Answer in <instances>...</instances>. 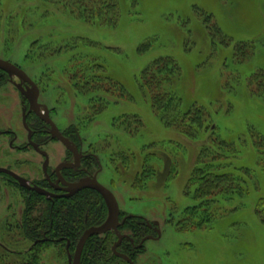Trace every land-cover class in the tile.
<instances>
[{
	"label": "rangeland",
	"instance_id": "rangeland-1",
	"mask_svg": "<svg viewBox=\"0 0 264 264\" xmlns=\"http://www.w3.org/2000/svg\"><path fill=\"white\" fill-rule=\"evenodd\" d=\"M112 2L0 0V58L42 80L53 119L99 158L98 179L123 214L160 223L138 264H264V0H115L113 10ZM161 57L181 70L165 90L207 115L210 127L195 138L167 127L151 105L156 90L143 72ZM216 139L229 157L199 162ZM49 150L54 163L65 156ZM220 163L228 166L206 168ZM197 167L237 170L244 191L198 199ZM25 207L1 181L0 264H68L65 247L24 234Z\"/></svg>",
	"mask_w": 264,
	"mask_h": 264
},
{
	"label": "trees",
	"instance_id": "trees-1",
	"mask_svg": "<svg viewBox=\"0 0 264 264\" xmlns=\"http://www.w3.org/2000/svg\"><path fill=\"white\" fill-rule=\"evenodd\" d=\"M114 1L111 3L112 10L115 6ZM207 22L209 23V20ZM225 40L223 38L221 42ZM149 44H145V47H149ZM248 46V44L240 43L237 45V49L243 51ZM180 76L181 70L175 60L171 57H161L153 61L144 70V86L150 88L152 92L156 90L151 98V105L159 113L164 124L167 127L178 128L188 137L195 138L200 131L208 127L206 125L207 115L204 110L194 106L183 110V100L178 93L164 88L167 84H173ZM215 141L216 146H213V144V148L205 146L200 151L199 162L209 157L213 161L229 157L223 150L226 149V142L217 139ZM225 166H228V164H207L206 168L208 170L213 168L224 169ZM261 167L264 168V164H261ZM236 171H233V173H236ZM233 173H226L222 170L221 172H205L197 167L191 176V181L197 185L196 197L205 200L218 192L221 194L226 192L232 194L242 193L244 190L240 185L244 181L241 180L240 176ZM243 173L246 177H252L250 169ZM26 199L23 232L32 240L41 238V232L42 239H44L43 233L46 232V238H49V240L40 241L36 244H42V248H46L47 245L51 244L62 245L65 248L69 245V251L74 253L83 232L91 226L102 224L108 215V208L103 197L92 189H83L71 198L55 199L54 203L42 196V208L39 207V199L35 196L28 195ZM259 209L260 212L264 213V199L259 203ZM124 217L120 231L128 234L134 240V243L130 239H124L118 247V251L128 255L135 261L136 256L146 249L145 244L140 248H137V246L146 235L152 232L146 225L144 218L128 214H123L122 218ZM58 239L62 240L58 242L56 241ZM116 240L117 236L112 231L90 237L83 250L82 264H110L113 261L129 264L113 254L112 246Z\"/></svg>",
	"mask_w": 264,
	"mask_h": 264
},
{
	"label": "flooded vegetation",
	"instance_id": "flooded-vegetation-1",
	"mask_svg": "<svg viewBox=\"0 0 264 264\" xmlns=\"http://www.w3.org/2000/svg\"><path fill=\"white\" fill-rule=\"evenodd\" d=\"M25 73L37 87L17 74L0 70V158H7L5 165L0 168L8 169L22 177L30 188L23 186L17 178L6 172H0V183L6 181L19 190L24 196L25 205L28 195L35 196L39 199V207L42 208V196L52 203L55 199L75 196L77 193L64 197L63 195L68 193L65 189L70 184L79 182L82 178L92 177L96 173L98 178L101 166L95 154L84 151L78 133L74 129L63 130L53 119V111L43 100L45 92L42 89V80H36L26 71ZM45 106L48 108L51 119L56 123L62 135L70 141L76 152L69 150L60 139L52 137L50 124L42 118ZM4 107H7L5 112L1 111ZM12 108L15 110L12 111ZM50 145H58L65 149V156L56 163L53 162L55 159L49 150ZM5 147L8 149L7 153ZM93 165H98L96 171L91 170L90 167ZM34 188L44 189L51 195H42ZM122 217L123 212L121 211L119 231L126 216ZM146 225L152 232L148 235L157 237V229L160 225L147 220ZM21 227L24 230V224ZM45 233H43L44 239L49 240ZM40 235L41 238L34 240L33 245L40 242L38 240H42V232ZM137 256L135 261L132 259L135 263H137Z\"/></svg>",
	"mask_w": 264,
	"mask_h": 264
},
{
	"label": "water",
	"instance_id": "water-1",
	"mask_svg": "<svg viewBox=\"0 0 264 264\" xmlns=\"http://www.w3.org/2000/svg\"><path fill=\"white\" fill-rule=\"evenodd\" d=\"M0 70L6 71L9 73L17 74L20 77H22L23 79H26V80L30 81L31 83H33V81L30 80V78L28 77V75L25 73V71L22 68H20L19 66L12 63L9 60L0 58ZM34 86H36V85L34 84ZM44 111L45 112H42V118L45 119V121L50 124L52 137L60 139L63 142V144L69 150L76 152L75 148L71 146L72 144L70 143V141L62 135V133H61L60 129L58 128V126L56 125V123L51 119L47 106H45ZM0 172H6L8 174H11L15 178H17L23 186L30 188V186L27 184L25 179H23L22 177L18 176L15 173H13L12 171L5 169V168H0ZM34 189L36 191L42 193V195H46V196L51 195L49 192H47L44 189H42V190H40L38 188H34ZM83 189L95 190L103 197V199L107 205V208H108V215H107L106 220L102 224H100L98 226H91L83 232L82 236L80 237V239L76 245L75 252L73 255L70 253V251L68 249L69 245L67 246L68 263L69 264H82V254H83V250H84V247H85L87 240L92 236L103 235L109 231H114L116 236H117V241L112 246L113 254L119 258L124 259L129 264H137L132 260V258H130L126 254L120 253L118 251V247L124 239H130L132 243H134V240L132 238H130L128 234H123L119 231V226L121 224L120 223V212H121V210H120L118 199H117L116 195L114 194V192L98 180L97 173H96L92 177L82 178L79 182L70 184L68 186V188L65 189V190H67L68 193H66L63 196L64 197H70V196L80 192ZM154 223H155V225H160V223L158 221H156ZM157 233H158L157 237H154L152 235L145 236L141 240V242L137 246V248H140L142 245H144L146 240H148V239L160 238V236L162 235L160 228L157 229ZM46 240L47 239H42V240H38V241H46ZM61 240L62 239H58L56 241L60 242Z\"/></svg>",
	"mask_w": 264,
	"mask_h": 264
}]
</instances>
